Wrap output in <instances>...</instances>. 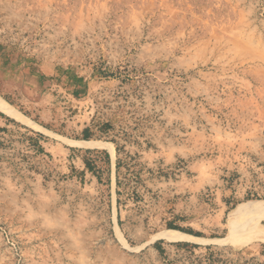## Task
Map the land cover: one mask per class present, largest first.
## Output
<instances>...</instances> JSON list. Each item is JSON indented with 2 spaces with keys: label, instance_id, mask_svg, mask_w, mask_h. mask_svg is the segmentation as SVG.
<instances>
[{
  "label": "rangeland",
  "instance_id": "rangeland-1",
  "mask_svg": "<svg viewBox=\"0 0 264 264\" xmlns=\"http://www.w3.org/2000/svg\"><path fill=\"white\" fill-rule=\"evenodd\" d=\"M0 96V264H264V0H0Z\"/></svg>",
  "mask_w": 264,
  "mask_h": 264
},
{
  "label": "bare ground",
  "instance_id": "bare-ground-1",
  "mask_svg": "<svg viewBox=\"0 0 264 264\" xmlns=\"http://www.w3.org/2000/svg\"><path fill=\"white\" fill-rule=\"evenodd\" d=\"M0 112L15 119L16 121L26 123L27 119L19 113L12 105L6 102L0 96ZM80 146L90 145L89 141L76 142ZM264 202L246 206L243 210L230 214L227 220V231L237 244L242 242L252 245L264 244ZM167 243L175 242H197L200 238L185 234L179 231L166 230L160 232L158 237Z\"/></svg>",
  "mask_w": 264,
  "mask_h": 264
},
{
  "label": "trees",
  "instance_id": "trees-1",
  "mask_svg": "<svg viewBox=\"0 0 264 264\" xmlns=\"http://www.w3.org/2000/svg\"><path fill=\"white\" fill-rule=\"evenodd\" d=\"M89 134H90V129H86L85 131H84V135H85V137H84V139L85 140H88L89 138H90V136H89ZM108 158H109V156H108ZM85 164H86V166H87V168L92 172V166L88 163V162H85ZM170 228H174V227H172L171 225H170ZM174 229H178V230H180L179 228H174ZM184 231V230H183ZM186 233H189V234H193L192 232H188V231H185Z\"/></svg>",
  "mask_w": 264,
  "mask_h": 264
}]
</instances>
